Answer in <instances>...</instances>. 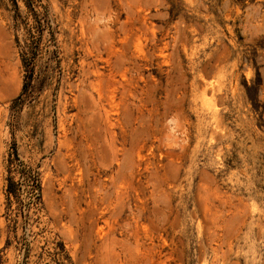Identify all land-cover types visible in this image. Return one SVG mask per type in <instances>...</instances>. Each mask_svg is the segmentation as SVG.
<instances>
[{
    "label": "rangeland",
    "instance_id": "obj_1",
    "mask_svg": "<svg viewBox=\"0 0 264 264\" xmlns=\"http://www.w3.org/2000/svg\"><path fill=\"white\" fill-rule=\"evenodd\" d=\"M0 264H264V0H0Z\"/></svg>",
    "mask_w": 264,
    "mask_h": 264
}]
</instances>
